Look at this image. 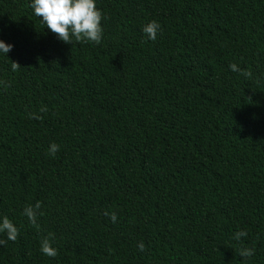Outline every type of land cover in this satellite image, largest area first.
Instances as JSON below:
<instances>
[{"label":"trees","instance_id":"obj_1","mask_svg":"<svg viewBox=\"0 0 264 264\" xmlns=\"http://www.w3.org/2000/svg\"><path fill=\"white\" fill-rule=\"evenodd\" d=\"M31 3L0 0V264H264V0H96L98 45Z\"/></svg>","mask_w":264,"mask_h":264},{"label":"clouds","instance_id":"obj_2","mask_svg":"<svg viewBox=\"0 0 264 264\" xmlns=\"http://www.w3.org/2000/svg\"><path fill=\"white\" fill-rule=\"evenodd\" d=\"M31 8L34 14L42 20L46 27L55 34L58 39L66 44H72L73 40L77 43L94 42L100 44L103 38L102 21L105 19L104 13L97 7L96 0H32ZM161 30V25L153 20L147 23L142 31L147 35L148 39L155 41L157 33ZM13 45L6 44L0 40V53L7 54L12 50ZM11 62V69L13 72L19 70L21 66L17 62ZM233 72H239L241 75L251 79L252 72L248 70H241L237 64L233 63L230 66ZM0 85L7 87L6 82L0 81ZM45 106H41L39 112H47ZM29 118L40 120L42 117L36 113H30ZM60 150V146L55 142L50 144L48 153L54 156ZM41 203L37 201L34 205H27L23 209L22 215L26 216L30 224L40 231V224L38 218L44 213L40 210ZM106 216L116 222L117 217L115 213L105 212ZM0 234H6L7 239H0V246H4L8 241H15L19 236V229L7 217L2 218L0 222ZM247 233L243 230L235 234L234 239L240 240L241 237L246 236ZM55 239L54 233H48L40 240V250L48 257H55L58 250L53 247ZM140 251L145 250V245L141 241L138 245ZM254 248H242L239 255L243 258H248L254 255Z\"/></svg>","mask_w":264,"mask_h":264}]
</instances>
